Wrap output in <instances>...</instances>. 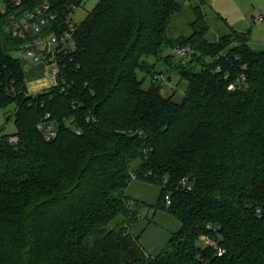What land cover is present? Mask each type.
I'll use <instances>...</instances> for the list:
<instances>
[{"label": "trees", "instance_id": "1", "mask_svg": "<svg viewBox=\"0 0 264 264\" xmlns=\"http://www.w3.org/2000/svg\"><path fill=\"white\" fill-rule=\"evenodd\" d=\"M185 1L99 0L61 60L65 83L34 95L0 10V109L13 105L18 136L0 134V264H264V49L232 27L207 40L205 0L191 6V33L170 36ZM41 2L55 14L49 29L62 30L82 0H25L22 10ZM180 45L200 67L180 73L174 101L144 57L170 64L163 52ZM138 69L153 72L146 88ZM47 113L49 140L37 127ZM133 179L159 186L155 205L126 196ZM156 209L180 227L151 254L129 225ZM202 235L224 252L199 245Z\"/></svg>", "mask_w": 264, "mask_h": 264}, {"label": "rangeland", "instance_id": "2", "mask_svg": "<svg viewBox=\"0 0 264 264\" xmlns=\"http://www.w3.org/2000/svg\"><path fill=\"white\" fill-rule=\"evenodd\" d=\"M99 0H82V2L73 9L72 21L80 23L86 15L92 10L95 4ZM197 4L196 0H190L184 2L182 12L174 14L171 18L169 25V34L172 37L179 35H189L192 31L190 22L193 20V14L191 6ZM204 13L206 15L209 29L205 34V37L209 41L216 40L221 34L229 31V27H232L240 32H246L249 37V45L255 50L264 49V0H205L203 4ZM261 17V19H259ZM169 53V50H165L163 55ZM12 56L19 58L24 70L32 65L37 64L30 59L22 58V51L20 49L13 50L10 53ZM144 59L153 68L154 72H161L163 78L159 79L161 83V94L169 95L168 97L178 98L184 95L186 89V82L181 79L180 73L183 70H199V65L194 62H189L191 57H175L171 56L170 64L164 63L162 59H156L153 56L144 57ZM185 63L181 66L180 63ZM153 72H146L138 69L137 76L139 79H144L142 87L146 88L152 79ZM48 76L43 71L37 73L33 77H28L27 83L30 80L38 77ZM49 77V76H48ZM168 77V80L167 78ZM50 79V78H49ZM48 79V80H49ZM50 84H51V80ZM27 89L29 90L28 86ZM30 91V90H29ZM13 113V105H9L0 109V129L2 133L10 135L15 133V124L11 115ZM139 164V159L133 162V166ZM201 245V240L198 241Z\"/></svg>", "mask_w": 264, "mask_h": 264}, {"label": "built area", "instance_id": "3", "mask_svg": "<svg viewBox=\"0 0 264 264\" xmlns=\"http://www.w3.org/2000/svg\"><path fill=\"white\" fill-rule=\"evenodd\" d=\"M24 2L25 0H0V10L7 11L4 29L7 35L18 42L17 46L11 51L20 49L23 59H30L35 63H43L51 80L50 86L64 84L65 80L61 74L60 63L63 57L75 50L73 33L78 23L72 21V13H69L65 19V29L56 30L55 27L50 30L49 28L55 20V14L51 10L50 5L41 2L29 9L22 10ZM169 52L175 57L187 56L189 58L194 54V50L187 45L172 47L169 49ZM2 69L3 66L0 65V70ZM214 71H219V67H216ZM161 77L162 75H156L157 79H161ZM236 82L244 84L243 75H240L237 81L230 83L227 88L229 90L234 89ZM14 91L13 80H11L9 86H6V92L10 94ZM35 93L37 92L29 91L26 87V95H34ZM48 117L49 114L47 113L37 123V127L42 131L46 140L56 135L54 125L47 120ZM71 120L69 119V122ZM75 131L78 133V130ZM1 133L2 129H0ZM7 141L9 144H17L18 136L12 133L7 136ZM182 183L185 184L184 181ZM187 188L189 189V186ZM164 200L166 204L170 203L169 194L164 195ZM200 240L202 246L216 247L217 245L216 240L212 236L202 235ZM216 252L217 255H221L224 249L217 246Z\"/></svg>", "mask_w": 264, "mask_h": 264}, {"label": "crops", "instance_id": "4", "mask_svg": "<svg viewBox=\"0 0 264 264\" xmlns=\"http://www.w3.org/2000/svg\"><path fill=\"white\" fill-rule=\"evenodd\" d=\"M43 70L47 74L46 66L43 63H37L34 67L31 65L25 71L26 87L28 86L30 91L38 92L51 85L48 76H41L27 83L29 76L33 77ZM164 96L168 97L169 95L164 94ZM183 96L178 98L171 97V99L180 101ZM125 194L132 200L155 205L160 194V188L155 184L133 179L127 185ZM143 213L146 215L132 222L129 225V229L138 237V241L145 251L156 254L164 247L171 235L179 229L180 222L172 214L161 209L143 211Z\"/></svg>", "mask_w": 264, "mask_h": 264}]
</instances>
